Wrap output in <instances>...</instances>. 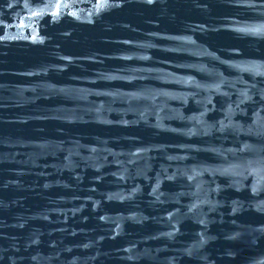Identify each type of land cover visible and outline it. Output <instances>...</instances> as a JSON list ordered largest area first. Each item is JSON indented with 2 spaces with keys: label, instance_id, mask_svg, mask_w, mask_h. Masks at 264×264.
Segmentation results:
<instances>
[{
  "label": "water",
  "instance_id": "1",
  "mask_svg": "<svg viewBox=\"0 0 264 264\" xmlns=\"http://www.w3.org/2000/svg\"><path fill=\"white\" fill-rule=\"evenodd\" d=\"M0 264H264V0H0Z\"/></svg>",
  "mask_w": 264,
  "mask_h": 264
}]
</instances>
